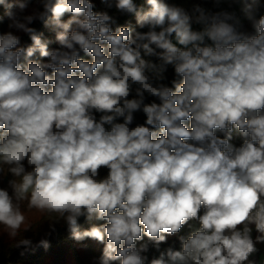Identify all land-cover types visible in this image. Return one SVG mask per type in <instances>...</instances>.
Segmentation results:
<instances>
[{"label": "clouds", "instance_id": "obj_1", "mask_svg": "<svg viewBox=\"0 0 264 264\" xmlns=\"http://www.w3.org/2000/svg\"><path fill=\"white\" fill-rule=\"evenodd\" d=\"M102 2L134 14L140 30L94 11L92 0H39L42 10L28 15L31 0H0L8 27L31 41L0 33V176H11L0 187V227L16 247L31 246L17 239L33 228L26 205L47 214L52 230L63 221L74 240L103 244L99 264H145L149 244L159 250L195 223L179 250L150 264H254L249 257L264 243L257 0H212L216 11L169 0ZM36 20L55 32L59 47L50 49L29 26ZM169 65L179 78L171 86L160 82ZM139 111L146 119L132 127ZM234 130L244 137L240 146L230 143ZM81 217L100 223L82 230Z\"/></svg>", "mask_w": 264, "mask_h": 264}, {"label": "trees", "instance_id": "obj_2", "mask_svg": "<svg viewBox=\"0 0 264 264\" xmlns=\"http://www.w3.org/2000/svg\"><path fill=\"white\" fill-rule=\"evenodd\" d=\"M38 2L39 0H33ZM134 2L138 5V7H147L145 0H134ZM170 3L177 4L179 6H183L185 8L190 9L193 3H199L202 7L212 9L213 11L219 10L214 7L212 0H169ZM92 3L94 4V11L96 12H102V11H108L110 15H113L117 19V24L119 26H131L133 29H138L135 21L134 14H120L116 12V10L113 9H107L102 2V0H92ZM256 9H257V15H264V0H257L256 3ZM221 8H228L227 4H222ZM235 10L237 15L240 17L241 22L244 26V30L246 31H252L250 22L245 18L244 14L240 10L239 5H234L233 9ZM70 17V14H66L63 19L67 20ZM30 27H33L36 29L37 33L42 35L43 38L50 40L51 43L49 44L50 49H54L59 47L58 42L55 40V32L51 30L50 28L46 27L44 22H41L39 20L34 21L32 24H30ZM115 25L113 28L115 29ZM141 30V31H145ZM23 45H28L31 43L30 38L27 34H24L22 36ZM173 42L175 43V40L173 39ZM81 58L91 60V57L81 53ZM147 60H151L155 63H159V61L155 57H144ZM33 59H36L40 62H43L46 58H41L37 54ZM165 79L163 81H160L168 86H171V81L173 79H179L176 77L174 68L169 65L167 66V70L164 73ZM131 98V97H130ZM153 100H155L154 97H147L146 103H150ZM156 102H159L158 100ZM97 118H99L100 114H96ZM134 123L131 125L132 127L136 126L137 124H143L146 116L143 114L142 111L134 113ZM116 122H123L122 118L118 119ZM218 135H223L222 133H217ZM244 137L239 133V131L234 130L232 135V140L230 143H232L234 146H240L243 142ZM108 173L107 169H101L100 170V177H106ZM94 223H100L96 221H88L87 219L81 217L79 220L80 228L88 229L92 226ZM57 226V227H55ZM54 228H57L54 235L49 238L48 245L46 248H41L40 250H37L36 248H25L23 246L21 247H12L11 251L4 254L2 250H0V264H20L22 262H26L29 264H39L43 260H45V256L48 252V254L53 255V260L55 264H63L65 259V250L67 248H74L73 252L76 250L75 246L78 242H84L83 241H76L71 237L70 232L67 229L66 224L63 226L55 225ZM196 227V224L193 223L191 226L186 225L180 233L176 235H172L167 237L166 242L162 243L159 246V250H157L154 246L149 244V252L146 254L148 256V260L145 262V264H150L151 259L157 258L160 254V252L165 251L168 248H173L174 250H178L181 248L180 236L187 237L190 232ZM255 228H253V231L251 233L253 240H256V237L259 234L255 235ZM57 236V238H55ZM42 239L48 240V237H41ZM38 239V240H40ZM90 239V238H86ZM40 240V241H41ZM39 241V242H40ZM147 242V237L144 238V241H140L139 243ZM98 248V257L100 258L102 255L103 247L104 245L99 243ZM45 247V246H44ZM257 251L252 254L249 259L254 262V264H264V243L257 242L256 243ZM98 258V260H99ZM99 264V263H98Z\"/></svg>", "mask_w": 264, "mask_h": 264}, {"label": "rangeland", "instance_id": "obj_3", "mask_svg": "<svg viewBox=\"0 0 264 264\" xmlns=\"http://www.w3.org/2000/svg\"><path fill=\"white\" fill-rule=\"evenodd\" d=\"M33 10H42V5L39 3V1L36 2L31 0L28 9H26L25 12L22 13V15L31 14ZM5 11L6 10L3 7H0V18H2L0 19V33H6L12 31L13 34L18 35L20 37L21 45H23L22 36L25 33H23L22 31H17L15 29H10L8 27L10 21L5 16ZM43 62H46V59H44ZM9 179H11V176H0V187H7ZM24 207L26 209V215L28 216V223H30L33 228L25 233H23V230H21V233L19 234L17 239L24 237L32 241L31 246L29 247L23 246L24 249L36 248L37 250H40L42 247L46 248V246L44 247V245H41L39 243V241L41 240L40 238L48 237L47 241H49V238L54 235L57 228H54L55 230H52V228H50V222L47 221L50 219V217L47 214H42L35 210L29 211L27 210L26 205ZM55 225L63 226L65 225V223L63 221H60L59 223H55L54 226ZM196 227H198V224H196ZM251 227L254 228V225ZM256 234L258 233L255 231V235ZM55 238H57V236H55ZM16 242L17 240L10 239L8 235L4 233V229L0 227V250H2L4 254L11 251L12 247H16ZM98 248H99L98 242L92 239H85L84 242H78L75 246L76 250L74 252H73L74 248H67L65 250V259L63 264H98L99 263ZM45 258L46 259L40 262L39 264H55L53 260V255L48 254V252ZM20 264H29V263L22 262Z\"/></svg>", "mask_w": 264, "mask_h": 264}]
</instances>
